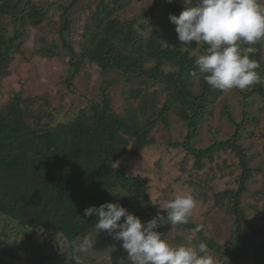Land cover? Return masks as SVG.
Masks as SVG:
<instances>
[{
  "label": "trees",
  "instance_id": "16d2710c",
  "mask_svg": "<svg viewBox=\"0 0 264 264\" xmlns=\"http://www.w3.org/2000/svg\"><path fill=\"white\" fill-rule=\"evenodd\" d=\"M134 1L140 0H73L69 7L59 2L60 9L64 10L61 38L64 39L70 31L68 13L74 5L80 4L82 8L76 14L86 21L80 56L71 42L63 40L72 54L76 70L87 62L102 70H118L139 78L137 90L127 92L130 98L127 118L112 111L108 88L103 90L101 103L94 102L81 109L74 121H47L42 112L33 111L31 99L20 96H14L8 104L0 107V214L15 220L24 231L47 232L49 236L45 245L50 248L56 237H63L74 252L73 242L95 230L96 216L85 217L84 210L111 202L112 195L124 194L121 205L126 208L143 205L150 211L151 219L158 213L166 215L152 203L147 182L141 177L127 175L124 168L117 167V163L125 156L145 149L150 139L155 141L149 132L159 119H165L169 109L187 121L188 126L186 139L183 143L174 144L175 149L184 148L197 160L199 167L216 151L231 149L241 161L243 180L250 177L248 156L236 143L243 126L237 124L234 142H215L205 149H196L191 144L202 120L227 91L209 86L195 65V58L205 54L207 45L199 46L193 41L183 50L180 48L176 25L169 17L181 14L185 8L184 0L171 3L153 0L148 10ZM134 8L140 13L130 22L123 20ZM1 15H11L25 28L28 25L41 26L48 14L34 0H0ZM18 36L17 32L16 36L5 40L0 34V77L10 76L8 67L13 52L21 48L15 43ZM262 41L240 45L242 52L248 47L253 48L248 55L258 65L256 72L260 80L264 76V60L260 51ZM55 49L48 48L45 55L54 57ZM193 51L198 55H191ZM165 66L176 69L166 73ZM152 79L164 82L161 91L170 93L171 100L158 120L148 123L139 119L137 112L141 111L142 116L147 112V95L154 85ZM260 80L255 83L256 88L246 94L247 100L255 93L264 98ZM134 104H137L136 108ZM131 142L134 149L130 147ZM227 195L234 198L238 208L242 190L221 193L217 200L222 204ZM237 213L238 240L232 249L231 263L244 264L241 255L247 233L241 210ZM165 227L157 230L163 233ZM263 233L264 230L260 235ZM205 244L214 251L218 250L208 240ZM4 249L7 255L19 260L11 250ZM29 262L33 263V260Z\"/></svg>",
  "mask_w": 264,
  "mask_h": 264
},
{
  "label": "rangeland",
  "instance_id": "374dc122",
  "mask_svg": "<svg viewBox=\"0 0 264 264\" xmlns=\"http://www.w3.org/2000/svg\"><path fill=\"white\" fill-rule=\"evenodd\" d=\"M47 12L41 26L31 25L25 28L22 22L11 15L0 16V34L10 40L19 33L15 43L20 44V51L15 49L10 61L9 77H0V107L8 104L14 96L29 98L33 101V111L42 112L47 121L65 122L75 120L81 109L88 108L94 102H102L104 88H108L112 111L122 118L129 116L128 91L139 87V78L118 70H102L93 63H82L80 69L69 49L64 46V39L71 42L78 56L82 54V42L86 21L76 14L82 7L74 5L68 13L70 31L60 37L63 28L64 10L73 0H34ZM148 10L153 0L134 1ZM264 7V0H259ZM140 10L134 8L123 20L131 21ZM147 34V31H145ZM166 44V43H165ZM56 47L54 57L45 55L48 48ZM264 60V40L261 42ZM198 55L197 51L191 55ZM151 65V64H149ZM166 73L176 68L165 66ZM131 79L132 81H129ZM264 89V76L260 80ZM154 83L147 95V112L138 117L143 122H155L164 112L171 100L170 93L161 91L164 82L152 79ZM256 88L255 84L246 90L227 91L211 108L202 120L196 137L191 144L196 149H205L215 142L235 141L237 124L243 126L236 138L248 156L250 177L243 180V168L239 157L231 149L216 151L212 156L197 165V160L188 155L184 148L175 149L176 143H183L188 134L187 121L182 120L174 110H167L165 119H159L149 134L153 141L137 154L122 158L117 167L124 168L127 175L141 177L147 182L148 195L152 203L164 210V205L179 192L192 195L195 207L188 224L173 226L169 223L163 230L165 237L173 246H196L205 240L218 248L208 254L215 258L216 264H232V249L237 243L238 232L236 213L241 210L247 237L241 255L244 264H264V98L255 93L250 99L246 94ZM156 105V108H155ZM135 108L137 104H134ZM232 117L230 120L229 116ZM134 149L133 143L130 144ZM242 195L238 198V208L234 198L225 196L223 203L217 196L227 191ZM124 194L111 196L112 203L121 204ZM129 212L142 221L151 220L150 211L143 205L127 207ZM238 214V213H237ZM123 221V218H122ZM203 229L192 235L196 225ZM47 232L24 231L13 219L0 214V264H121L127 254L121 247V241L114 240L105 232L98 234L95 229L88 235L94 242V248L88 253L78 254L71 251V245L63 237H56L52 248L46 244ZM189 237L191 239L189 240ZM83 237L77 239L78 242ZM4 247L11 250L19 260L5 253ZM33 260V263L29 262Z\"/></svg>",
  "mask_w": 264,
  "mask_h": 264
},
{
  "label": "clouds",
  "instance_id": "9594fccd",
  "mask_svg": "<svg viewBox=\"0 0 264 264\" xmlns=\"http://www.w3.org/2000/svg\"><path fill=\"white\" fill-rule=\"evenodd\" d=\"M184 4L181 14H171L169 19L176 25L182 50L193 41L199 46L207 45L205 54L195 58V65L207 84L213 89L231 91L246 90L258 83V65L248 55L253 48L242 52L240 45H254L264 40V7L259 0H184ZM194 207L192 195L179 192L164 205L166 215L158 213L147 222L123 205L112 202L90 206L84 210V216L95 215L98 234L105 232L122 242L127 256L121 264H216L204 242L196 246H173L168 235L165 237L157 230L169 223L172 228L188 224ZM202 229L203 225H196L192 235ZM94 245L85 236L73 242V251L88 253Z\"/></svg>",
  "mask_w": 264,
  "mask_h": 264
}]
</instances>
